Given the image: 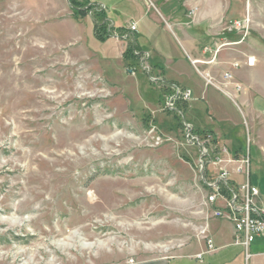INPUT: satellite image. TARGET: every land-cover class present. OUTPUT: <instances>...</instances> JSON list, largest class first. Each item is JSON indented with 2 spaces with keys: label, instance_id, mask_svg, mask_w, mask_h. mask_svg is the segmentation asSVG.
<instances>
[{
  "label": "rangeland",
  "instance_id": "obj_1",
  "mask_svg": "<svg viewBox=\"0 0 264 264\" xmlns=\"http://www.w3.org/2000/svg\"><path fill=\"white\" fill-rule=\"evenodd\" d=\"M135 1L148 10L142 25L156 16L172 29L151 37L142 27L143 47L155 38L172 55L190 56L181 40L189 34L205 50L204 76L202 65L185 73L214 94L217 121L252 155L256 176L244 114L246 94H264V0ZM93 20L75 17L69 0H0V264L172 256L217 219L184 122L229 150L225 125H200L217 117L181 84L191 96L170 108L176 83L125 61L133 39L104 43Z\"/></svg>",
  "mask_w": 264,
  "mask_h": 264
},
{
  "label": "crops",
  "instance_id": "obj_2",
  "mask_svg": "<svg viewBox=\"0 0 264 264\" xmlns=\"http://www.w3.org/2000/svg\"><path fill=\"white\" fill-rule=\"evenodd\" d=\"M88 2V6H95V10L105 11L106 17L104 22L107 23L112 34L107 40L102 42H109L111 38H113L112 35H119L122 38V41H126V43H128L129 38H132L133 40L128 43L127 48L130 44L137 47L136 50L138 52L147 54L146 60H144L145 64L149 65L154 73L159 74L158 76L160 79L170 83L172 82L181 84L183 87L195 90L197 92L196 95L203 98L201 101L205 100L203 101L205 103L207 101L209 109L211 111L213 109V115L216 116V114H214V112H216L215 110L217 109V111H219L220 109L217 105H215L214 94H211L209 90L203 85L197 87L194 83H191L192 81L190 76L185 73V70L190 68L189 65L195 67L202 65L204 68L203 70H200V72L203 74V76L204 71L208 70V67L204 64L206 62V57H204V55H206L205 50L201 51L192 46L191 42L195 39L190 37L189 34H187L188 36H185L184 39H181L183 44L187 47L186 51H188L190 55L188 56L185 53H182L183 55L181 58L172 55L168 49L164 45L159 44L160 41L155 38L152 40L153 43L151 44L150 49L145 48L139 43L140 30L142 27L145 33L151 37H153V34L156 31H158L157 29H159V31L162 33H166L167 35H169V31L172 29L167 28L161 22H159L156 16L154 19H151V22L148 21L142 25L141 23L145 22L147 19L146 15L148 10L145 9L143 5L137 4L135 0L133 2L131 0H108V3H104L100 0H88ZM89 13L93 15L92 11ZM89 13L87 15H89ZM131 13L135 16L134 19L131 17ZM86 16L78 17L81 18ZM75 17L77 16L75 15ZM132 24L137 25L136 32H132L130 30V26ZM160 27H162L161 30ZM122 45L124 47V44ZM126 49L121 53L123 59ZM142 54L140 56H142ZM140 56L136 55V57L134 56L132 58L134 61H139ZM262 61H264V59ZM246 67L250 68L252 66ZM257 84L259 85L260 83L257 82ZM256 86L257 85L255 84V87ZM259 88H256L257 91L255 95L253 93L252 95L251 93L246 94L245 98L249 104V109L248 114H244V116L247 118H245L246 124L251 130L250 135L253 134L257 149L256 163L258 165L256 176L253 177L251 169L252 165H250L249 181L252 185H255L260 190V194L255 198V202L261 207L264 204V94L260 93ZM216 117V121L204 123L200 122V125L205 124L211 131H217L218 126L224 127L225 123L227 124V122L224 120L217 121L218 116ZM220 123L224 124L222 125ZM193 127L196 131L197 129L194 124ZM225 128L227 129V133L222 141L229 145L230 155L235 158L243 157L245 155L243 147L234 145V140L232 141L234 134L230 131L229 125H225ZM218 137L221 138L220 135ZM249 156L252 164L253 157L251 154ZM233 170L234 166L231 165L230 180L232 184L240 186L247 180V177L242 175L244 179L241 182L239 180L241 175L235 173ZM206 228L208 236H210L214 241V250H208L206 241L204 239H200L197 241V243L184 246L180 251H178L177 254L172 256L161 255L148 258H137L118 264H264V233L257 236L256 239L251 243L248 250L250 257L247 258L246 249L236 240L235 229L232 222L225 219H214L212 223H210ZM199 255H201V257H199Z\"/></svg>",
  "mask_w": 264,
  "mask_h": 264
},
{
  "label": "built area",
  "instance_id": "obj_3",
  "mask_svg": "<svg viewBox=\"0 0 264 264\" xmlns=\"http://www.w3.org/2000/svg\"><path fill=\"white\" fill-rule=\"evenodd\" d=\"M132 32L137 31V25L130 26ZM135 54L140 56L142 53L135 50ZM147 54H142L140 60L145 67ZM231 78V74H226ZM155 80V78H152ZM174 95L169 98L170 108L178 99H189L190 90H183L179 85L172 84ZM186 137L190 144L197 148L200 156L198 162L201 168V179L208 188L209 194L206 204L217 206L213 210L212 216L217 219H225L233 223L236 240L242 244L247 251V258L250 257L249 247L257 236L264 233V204L258 206L255 198L259 196L260 190L249 181L251 160L249 155L241 158H235L230 155L227 147L218 148L213 144L214 138L211 134L202 136L194 130V127L184 122ZM219 149V150H218ZM229 165L234 166V172L239 175H245L247 180L240 186L232 184L230 180L231 171ZM209 166V171L207 167ZM214 168H211V167ZM219 166V168H217ZM202 238L206 241L207 249L214 250L213 239L208 236L207 228L201 231ZM201 257V255H199Z\"/></svg>",
  "mask_w": 264,
  "mask_h": 264
},
{
  "label": "trees",
  "instance_id": "obj_4",
  "mask_svg": "<svg viewBox=\"0 0 264 264\" xmlns=\"http://www.w3.org/2000/svg\"><path fill=\"white\" fill-rule=\"evenodd\" d=\"M70 3L73 7L74 14L78 16H86L90 11L93 13L94 18V32L96 37L100 41L107 40L111 33L110 28L108 27L107 23L104 22L106 14L105 11L102 10H95V6L91 5L88 6V0H70ZM136 47L129 45L127 50L124 53V60L126 61L130 56L131 60L133 61L132 57H136L135 51Z\"/></svg>",
  "mask_w": 264,
  "mask_h": 264
},
{
  "label": "bare ground",
  "instance_id": "obj_5",
  "mask_svg": "<svg viewBox=\"0 0 264 264\" xmlns=\"http://www.w3.org/2000/svg\"><path fill=\"white\" fill-rule=\"evenodd\" d=\"M251 61H252V63H253L254 60H251ZM251 61H250V62H251ZM250 62H249V63H250Z\"/></svg>",
  "mask_w": 264,
  "mask_h": 264
}]
</instances>
